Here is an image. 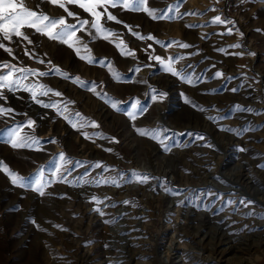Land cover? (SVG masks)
I'll list each match as a JSON object with an SVG mask.
<instances>
[{"label":"rangeland","instance_id":"374dc122","mask_svg":"<svg viewBox=\"0 0 264 264\" xmlns=\"http://www.w3.org/2000/svg\"><path fill=\"white\" fill-rule=\"evenodd\" d=\"M23 3L76 23L50 0ZM146 6L164 18L109 7L121 23L102 20L113 30L108 39L95 30L78 32L81 44L69 47L25 28L32 44L17 37L3 41L12 55L0 49V62L40 71L55 66L73 77L50 72L24 83L61 92L38 99L72 101L65 115L79 112L99 127L73 129L29 93L5 89L0 106L15 112L0 115V161L32 185L40 172L44 180L55 179L63 152L73 161L66 166L72 170L69 180L103 177L119 186L55 180L41 196L33 187L11 184L0 169V264H264V0H147ZM67 8L91 21L78 5ZM217 15L228 23H209ZM228 29L230 35L221 34ZM121 41L135 55H124L117 47ZM149 56L165 62L183 56L175 67L198 82L185 83ZM217 71L223 76L215 78ZM137 102L144 111L132 119ZM29 118L35 127H21L20 134L40 143L21 149L5 143L10 130ZM138 128L156 130L158 138L141 135ZM82 132L109 139H86ZM95 162L108 170L94 168ZM134 171L153 179L136 183Z\"/></svg>","mask_w":264,"mask_h":264},{"label":"snow or ice","instance_id":"6c2138e0","mask_svg":"<svg viewBox=\"0 0 264 264\" xmlns=\"http://www.w3.org/2000/svg\"><path fill=\"white\" fill-rule=\"evenodd\" d=\"M52 4H58L60 8L64 9L67 12L68 17H75L76 23H68L64 16H60L59 18H52L47 14L38 13L37 11L30 10L27 8L23 0H0V49L3 52L12 55V49L7 47L3 41L11 42L13 37L21 38L22 41H27L29 44H32V40L29 38L28 35L25 34L23 29L29 28L34 30L36 33H40L41 35L47 36L50 40L59 41L62 44L68 45L69 47H73L75 45L81 44V38L77 36L78 32L87 33L88 35H92V30H95V33L102 36L104 39H108L109 36L112 34L113 30L106 28L102 23V20L106 17L107 21H115L117 23H121V21L117 20V17L112 14L108 9L109 7L115 9L118 5L123 6L124 8L131 9L133 11H143L152 19H163L164 17L161 16L157 10L152 9L148 6L147 0H50ZM74 4L78 5L79 9H82L85 13L89 14L91 17V21L88 19H80L76 13L69 11L67 5ZM102 9V10H101ZM209 23L211 24H220L224 25L227 24L228 21L221 18V16L217 15L212 18ZM129 27V31H131V27ZM188 27H194V25H188ZM221 34H231V29H228L226 33ZM132 35L139 36L140 39H148L152 40L155 39L153 36H140L139 33L132 32ZM157 43H161L157 41ZM179 43V42H174ZM123 45V41L117 45V47L121 48V51L124 55H135L134 51H127L125 48L121 47ZM84 49H87V45H82ZM152 45H149L151 48ZM179 47L187 49L190 45L186 43H179ZM230 47H239V45H232ZM219 51H225V49H219ZM76 53L80 55V48H76ZM25 54H28V50L25 49ZM81 59H84L83 56H80ZM149 59H155L160 63L164 71L170 73L174 77H178L180 80L184 81L188 84L197 83L198 80H195L192 76L184 73L183 69H177L175 67L174 61L184 59L183 56H176V57H169L167 62L163 60L160 56H149ZM89 62H94L91 56L88 57ZM39 63L44 64V60H39ZM51 63V61H48ZM0 69H7L6 72L0 71V98L6 99L4 97V90L7 89L9 93H16L18 91H25L30 94V98L36 104L40 105L43 108L48 109H55L57 115L63 116V118L71 125L73 129H84L88 126L98 128L99 125L96 124L95 121H89L86 118L82 117L79 112L74 113L73 115H65V113H69L70 110L68 108V104L73 103L72 101L67 102H60V101H51V102H44L41 99H38V96H48L50 93L55 95L56 97H60L63 94L59 91H54L51 87H48L44 84H25L24 81L28 79L30 76H38V77H47L50 72H54L55 74L59 75L64 79H73L68 73L61 71L59 68L53 66L52 69L49 71H40L38 69H31V68H18L14 64L7 63V62H0ZM16 73L17 75H14ZM215 78H220L223 76V73L217 71L214 74ZM77 82H79V78H75ZM87 84V82H84ZM95 89L93 88V91ZM235 91V89H233ZM99 95V94H98ZM154 98H156L154 92ZM166 94L161 92L159 93V98L162 99ZM107 99V97H104ZM191 103L194 108L198 107L192 101H187ZM112 107H116V104L113 103ZM239 107V106H237ZM133 112L129 113L130 118L135 119L137 114H142L144 109L140 106L139 102L132 106ZM203 110V109H201ZM241 110H248L250 109H241ZM15 110L10 107H3L0 106V115L4 114H12ZM211 119V118H210ZM35 127V121L32 119H27L26 121H22L21 123L17 124L14 128L10 130V134L8 139L5 143H9L12 148L14 149H21V148H30L34 145L40 143L39 139H36L29 135H21L19 129L21 127ZM228 131H233V129L229 128ZM137 132L141 135L151 136L152 139L158 138V133L156 130L150 129H137ZM86 139H92L93 136L99 137L101 139H109L108 137L104 136L100 132L88 133L82 132L81 133ZM194 138L197 140H203V136L198 134L194 135ZM115 141V138H111ZM51 143H55V140L50 141ZM118 142V141H116ZM209 146V145H205ZM165 151H169L170 149L165 145ZM106 151H111V149H105ZM243 150V149H241ZM59 163L55 165V171L53 172L54 180H44L43 179V172H40L37 179L33 182L32 185H25L24 180L25 178L15 173L12 169L9 168L7 164L3 161H0V169L7 174L10 178V182L13 185H19L21 187H33L34 190L40 194L41 196L45 195L44 189L50 184L55 182V180H59L65 183L73 184V186L79 184H96V185H104V184H116L115 180H109L103 177L95 178V179H85L84 177H78L76 181L69 180L68 177L71 176L72 170L67 165L73 164V161L68 158L65 153L61 152L58 154ZM77 166H79L80 162H75ZM94 168H103L107 171V167L103 165V162H95L93 165ZM134 182L140 184H146L149 182L150 179H153L147 173H139L133 172ZM166 191H170L169 189H165ZM208 195H215V193H208ZM107 199V198H105ZM91 200L96 203H101V201L96 197L92 196ZM123 203L128 204L129 201H124ZM231 203V201H229ZM243 203V202H242ZM248 203H252L249 201ZM135 206V205H133ZM247 206V205H245ZM99 211V209H97ZM253 213H248V215H252Z\"/></svg>","mask_w":264,"mask_h":264},{"label":"bare ground","instance_id":"6f19581e","mask_svg":"<svg viewBox=\"0 0 264 264\" xmlns=\"http://www.w3.org/2000/svg\"><path fill=\"white\" fill-rule=\"evenodd\" d=\"M233 249L234 248V246L232 245V246H229V249ZM230 252V251H229ZM221 258H222V256L219 258V261L221 260Z\"/></svg>","mask_w":264,"mask_h":264}]
</instances>
